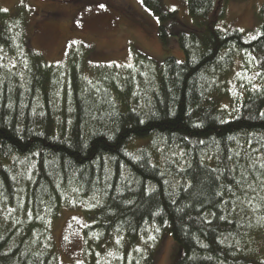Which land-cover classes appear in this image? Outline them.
<instances>
[{"label":"trees","instance_id":"1","mask_svg":"<svg viewBox=\"0 0 264 264\" xmlns=\"http://www.w3.org/2000/svg\"><path fill=\"white\" fill-rule=\"evenodd\" d=\"M140 1L167 44L177 12ZM229 2L187 0L203 31L177 33L183 63L132 50L129 67L92 65L82 46L48 65L24 9L0 10V264H62L63 210L83 221L77 264H156L167 235L176 264H264V5L251 38L219 28Z\"/></svg>","mask_w":264,"mask_h":264},{"label":"rangeland","instance_id":"2","mask_svg":"<svg viewBox=\"0 0 264 264\" xmlns=\"http://www.w3.org/2000/svg\"><path fill=\"white\" fill-rule=\"evenodd\" d=\"M72 2L75 1L0 0V10L16 13L18 9L21 12L24 9L30 49L48 65L65 63L70 50L80 49L81 46L89 51L88 63L92 65L129 67L133 64L132 50L159 64L167 58L183 63L185 57L176 43L177 33L187 30L201 34L203 31L193 21L187 0H163L166 9L177 12L174 20L165 23L170 34L167 44L159 37L157 18L140 0H113L116 10H103L95 2L96 8L78 14L73 13ZM263 5L264 0H230L219 28L223 31L238 30L254 38L261 25ZM127 7L135 10V20L119 12L126 13ZM242 65V61L237 59L235 70L226 79L229 88L234 85L233 80ZM248 79L255 81L257 73L252 72ZM232 89L231 92H235ZM82 223L80 217L68 210H63L60 218L53 223V244L62 264H77L83 260ZM255 247L264 259V244L258 243ZM180 256V246L167 235L158 248L156 264H176Z\"/></svg>","mask_w":264,"mask_h":264},{"label":"flooded vegetation","instance_id":"3","mask_svg":"<svg viewBox=\"0 0 264 264\" xmlns=\"http://www.w3.org/2000/svg\"><path fill=\"white\" fill-rule=\"evenodd\" d=\"M85 1H88V0H79V4L81 5V4H83ZM90 1H92V0H90ZM99 1H102V2H100V3H98V5L100 4V5H105L106 3H104V2H109L110 0H99ZM99 5V6H100Z\"/></svg>","mask_w":264,"mask_h":264},{"label":"bare ground","instance_id":"4","mask_svg":"<svg viewBox=\"0 0 264 264\" xmlns=\"http://www.w3.org/2000/svg\"><path fill=\"white\" fill-rule=\"evenodd\" d=\"M162 241H163V240H162ZM161 243H162V242H161ZM159 247H160V246H159ZM159 247H158V248H159Z\"/></svg>","mask_w":264,"mask_h":264}]
</instances>
